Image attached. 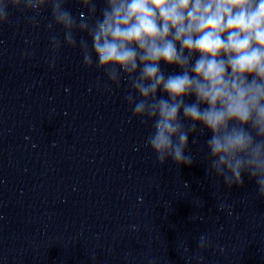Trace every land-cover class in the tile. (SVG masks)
<instances>
[{
    "label": "clouds",
    "instance_id": "1",
    "mask_svg": "<svg viewBox=\"0 0 264 264\" xmlns=\"http://www.w3.org/2000/svg\"><path fill=\"white\" fill-rule=\"evenodd\" d=\"M76 2L86 12L73 15L68 0H0V26L10 22L9 7L30 13L25 19L34 27L50 10L47 28L63 33V40L49 36L50 48L78 47L82 64L104 73L107 90L126 82L129 122L151 123L144 146L159 165L190 166V135L198 144L210 133L206 175L228 188L243 185L247 175L264 198V0ZM162 64L177 70L166 72ZM209 247L201 234L187 260L203 264ZM91 259L95 264V254Z\"/></svg>",
    "mask_w": 264,
    "mask_h": 264
}]
</instances>
